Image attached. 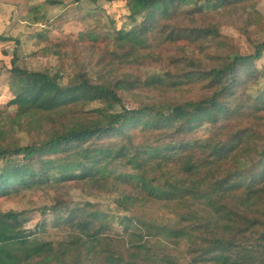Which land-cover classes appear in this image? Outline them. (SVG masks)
I'll return each mask as SVG.
<instances>
[{
    "label": "trees",
    "instance_id": "obj_1",
    "mask_svg": "<svg viewBox=\"0 0 264 264\" xmlns=\"http://www.w3.org/2000/svg\"><path fill=\"white\" fill-rule=\"evenodd\" d=\"M215 1L222 9L190 5L178 17L186 0H135L144 18L114 29L97 79L79 68L65 81L14 57L16 111L6 117L45 137L22 144L0 125V196L71 178L87 199L56 242L24 228L26 209L0 208V264H264V89L251 92L264 78V39L255 42L251 28L264 16L248 0ZM229 27L248 36L251 52L227 50ZM181 40L179 52H167ZM152 64L166 72L151 75ZM196 87V99H178ZM123 92L160 95L164 105L128 108ZM113 221L122 234L112 233Z\"/></svg>",
    "mask_w": 264,
    "mask_h": 264
},
{
    "label": "rangeland",
    "instance_id": "obj_2",
    "mask_svg": "<svg viewBox=\"0 0 264 264\" xmlns=\"http://www.w3.org/2000/svg\"><path fill=\"white\" fill-rule=\"evenodd\" d=\"M246 3L250 4V10L264 16V0H248ZM197 4L202 7L204 13H214L222 9L215 0H186V3L176 5L174 16H184L190 5ZM139 9L135 0H0V34L12 37L10 40L0 41V125L9 130L8 136L13 133L22 144L45 137L43 130L30 131V125L26 123L23 128H19L18 124L12 128L6 117H11L16 111V107L9 104L12 97L9 80L14 57H17L16 64L22 67L49 68L51 74H62L65 81L79 68L88 71L89 75L97 79L101 63L113 48L111 39L117 36L114 29H130L139 24L144 18V12ZM225 30L235 36L234 42L226 40L229 52L236 55L239 50L243 53L252 51L250 39L246 34L231 27ZM251 35L255 42L264 39V20L252 26ZM184 41H178L167 52L171 55L179 52L181 49L178 44ZM189 49L191 47H188ZM263 64L264 59L258 61V65ZM162 67L164 66L152 64L146 70L151 72V75L164 74L166 69ZM198 87L191 91L179 92L178 99H196L200 93ZM263 89L264 78H261L251 88V92L257 94ZM141 95L143 94L123 92L124 106L137 107L142 101L157 102L158 108L164 105V98L160 95L153 101ZM147 115L154 121L162 119L152 112H147ZM37 123L38 121H32L34 126H37ZM205 132L201 130L200 135ZM146 176L149 180L152 178L149 173H146ZM83 191L82 182L69 178L59 182L54 188H37L0 196V208L26 209L24 228L31 231L33 236L56 242L72 230L64 222V218L71 209L87 199ZM58 197L64 202L56 204ZM100 204L116 206L111 199H105ZM45 205H56V208L44 213L41 207ZM112 224L115 230H111L112 233H123V226L119 222L113 221Z\"/></svg>",
    "mask_w": 264,
    "mask_h": 264
}]
</instances>
